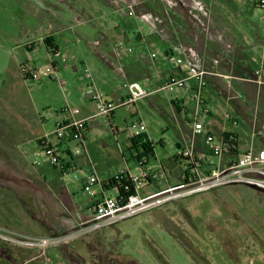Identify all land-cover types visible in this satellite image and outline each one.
Instances as JSON below:
<instances>
[{
    "label": "rangeland",
    "instance_id": "374dc122",
    "mask_svg": "<svg viewBox=\"0 0 264 264\" xmlns=\"http://www.w3.org/2000/svg\"><path fill=\"white\" fill-rule=\"evenodd\" d=\"M155 1L158 6L167 2L176 7L175 0ZM218 1L231 4L230 17L241 25L240 31L247 38L251 39L244 27L247 23L256 25L264 35V17L253 0ZM141 6L138 0H0V225L28 234H64L82 222L76 219L74 205L91 214L92 199L83 190L90 173L97 171L106 179L127 171L147 182L143 165L135 159V149L128 147L126 132L133 121L144 122L153 142L154 155L147 162L171 169L172 183L183 182L174 156L179 155V148H190L192 140L180 136L179 124L172 116L176 108L168 102L156 109L149 105L148 97L140 96L134 103L118 106L114 122L124 131L86 133L84 146L67 130L59 138L50 133L56 120L84 115L85 111L97 115L100 126L95 125L93 131L109 130L108 120L97 113L89 89L114 103L127 100L126 94L132 92L131 80L122 62L140 57L154 65L170 66L163 60L167 44L153 31L159 33L160 19ZM138 32L144 34V42L135 38ZM120 40L124 48H117ZM152 51L156 58L150 57ZM21 67L32 70L31 77L25 78ZM149 84L141 83L142 93L148 91ZM159 87L154 91L168 100L183 97L181 116L185 106L187 115H191L195 102L189 92ZM203 94L211 109V115L198 117L203 130L211 128L208 120L213 119L220 129L240 133V140L247 142L250 126L222 95L226 92L221 94L206 85ZM247 103L257 117L254 103ZM135 108L137 114L133 113ZM232 117L237 119L236 124L230 121ZM212 134L220 140V135ZM42 135L53 143L68 145L74 155L80 156L76 167L61 173L44 154L37 156L41 150L36 138ZM192 151L203 160V148ZM228 156L232 158L229 154L210 158L222 165L230 159ZM96 238L99 250L92 246ZM66 244L69 249L75 248L85 264H95L91 258L99 257V251L117 264L129 260L138 264H264V195L251 187L225 184L167 201ZM0 248L8 249L16 258V262H8L6 250L1 249L0 264H72L62 256L59 246L40 249L0 242Z\"/></svg>",
    "mask_w": 264,
    "mask_h": 264
},
{
    "label": "crops",
    "instance_id": "0c3cea01",
    "mask_svg": "<svg viewBox=\"0 0 264 264\" xmlns=\"http://www.w3.org/2000/svg\"><path fill=\"white\" fill-rule=\"evenodd\" d=\"M138 1L139 3L141 1L142 3V10L149 8V10H152L160 19L159 26H161V28L159 33L156 30L153 31H155L167 44L163 60L168 61L170 66H167L165 63L161 66L154 65L148 60L143 61L140 57L127 64L122 62L121 65L126 68L125 74H127L128 78L131 80L132 85V92H128L126 96L134 94L139 95L140 92L142 93L141 83H150L148 85L150 87L147 88L148 95L143 96L144 98L148 97L149 105L157 109L160 107L161 103L167 104L168 102L169 105L175 107L176 112L173 111L172 116L173 120L179 124L178 131L181 132L179 133L180 136L183 135L184 137H189L191 140L194 139V141L192 140V146L190 148H184L193 149L201 147L204 149L205 146L203 145L202 137L193 136L192 134V121L193 114L195 112L198 113V117L200 115H204V118H206L211 115L208 99L203 94L204 86L210 85L221 94L222 92H226V95H222L225 97L227 102L233 104L238 112L245 117L250 126L251 133L249 140L247 142H243L240 140L242 138L240 133L228 132L223 127L220 129V126L216 124L213 119L208 120L211 125V128L208 131L210 133L218 134L220 137L223 133H229V137L233 139V148L229 153L231 156H238L241 152L247 149L258 150L263 148L264 135L260 132L264 127V87H258L251 81L254 70L261 63H264V35L261 33L260 29L256 25L247 23L244 27L248 29L251 39L247 38L246 34H242L240 31L241 25L233 21L230 17L233 11L231 14L229 13L231 11V4L227 2H223L222 4L220 1L217 2V0H175L176 7L173 8L167 4V2H162V6H158V3L155 0ZM225 1L231 2V0ZM253 3L256 6V0H253ZM137 10L141 11L140 6L137 7ZM171 15L174 16L172 17ZM169 16L173 18L172 21ZM135 38L141 42L145 41L144 34L139 32L136 33ZM50 41L52 42L53 39L50 38ZM51 45H53V43ZM151 53L150 57L154 58L151 56ZM177 58L182 59L181 64L176 63ZM215 60H217L216 63L214 62ZM192 70H206L211 73L206 74L204 77L205 83L201 92L202 102L199 106L197 105L194 96L197 89L196 82L191 78H186L185 83L187 84L184 89L190 93V98H192L195 103H193V107L190 110L191 115L189 116L187 115L189 111L188 108L186 106L183 108L184 115L182 117L180 111V101L183 103V97H174L168 100L167 98L158 95L154 89H156V87L160 85L161 81L167 76L177 75L180 77H187L189 72ZM139 98L140 97L137 99L139 100ZM250 101L254 103V105L251 106L255 107V113H258L259 111V115L257 117L250 112V109L247 108V102ZM138 112L137 108L133 111L134 114H137ZM96 117L97 115L95 113L85 111L84 115L73 116L71 114V117H67L63 121L87 119L86 128L82 132L84 141L86 139V133H121L124 131V129L115 124L114 111L106 116L109 130L105 129L101 132L97 130L93 131V127L100 126V124L96 122ZM229 119L233 122V124L237 123V119L235 117ZM54 129L50 133H55ZM64 130H67L68 133H76L74 130L69 128ZM64 130L63 133H65ZM126 133H128V147L130 148V136L132 135L130 131H127ZM145 135L151 141L147 130ZM44 137L45 136L42 135L36 138V144L38 146L41 138ZM46 140L56 146L61 153L62 162L64 163L63 166L66 169L65 172L76 167V160L81 157L74 155V153L70 151L68 145L61 144V142L53 143L48 138H46ZM161 144H163V142H161ZM201 153L205 155L207 151L204 149ZM229 158L230 157L228 156V159ZM209 159L210 158H208V160ZM174 163H178L181 177L182 169H184L186 161L185 159L179 157L178 159L174 158ZM143 167L144 176L147 179V182L142 188V193L140 192L141 195L157 193L158 191L176 184L170 181V176L173 175L171 169H165L164 165L161 163L158 167H153V165L146 162ZM149 167H151L152 170H149ZM60 171L61 173H65L62 170ZM153 172L156 176L153 175ZM95 174L103 182L112 177L110 176L106 179H102L97 174V171H95ZM107 191L115 193L113 188L108 189ZM91 205L92 200L89 203L91 214L81 212L80 207L78 208L74 205L76 219H81L82 221L88 220L92 216ZM43 233L44 235L46 234L45 232ZM2 249L6 250L7 254L5 257L9 260L8 262L12 261V259L16 262V258L10 254L8 249Z\"/></svg>",
    "mask_w": 264,
    "mask_h": 264
},
{
    "label": "built area",
    "instance_id": "2783aa9c",
    "mask_svg": "<svg viewBox=\"0 0 264 264\" xmlns=\"http://www.w3.org/2000/svg\"><path fill=\"white\" fill-rule=\"evenodd\" d=\"M256 6L261 11L264 17V0H256ZM132 14V12H129ZM124 42L118 41L117 48H124ZM116 48V49H117ZM127 51H131L130 47L126 48ZM156 53L152 52L151 56L156 57ZM215 63L217 60L214 61ZM176 63L181 64L182 59L177 58ZM31 72L32 70H26ZM48 70H50L48 68ZM211 72L206 70H192L187 77H180L177 75H169L163 79L159 88L167 89L168 91H174L176 89L186 87V78H191L196 82L197 89L194 93L195 100L199 106L202 102L201 90L205 83V75ZM87 76H90L87 74ZM251 81L258 87H264V63H261L253 72ZM126 86V84H124ZM132 91V85H131ZM91 93V99L97 108V113L108 116L118 106L129 105L134 103L138 97L145 96L148 93L134 94L127 97V100L113 101L107 100L99 92L89 89ZM87 119L78 120H66L55 122V134L57 138L63 136V130L66 128L74 130L73 133L76 138L84 146L83 130L86 128ZM192 134L193 136L202 137L203 145L207 153L202 154L203 160H199L198 157L193 154V149L183 148L179 154H182V158H185L186 164L184 169H187L185 175L182 174L183 182L169 186L157 193H148L147 195H141L140 190L145 186V179L141 176H132L131 178L135 182L134 190L127 197L120 196L116 188H113L115 193L107 192L108 188L104 187L102 180L98 178L95 172L90 173L85 177L83 183V190L87 192L92 199V216L82 221L78 228L72 231H68L64 234H45L36 235L28 234L20 231H15L7 226L0 225V242L6 244H12L16 246L35 247L45 249L50 246H60L66 244L73 239L84 236L89 232H95L104 226L113 224L126 217L132 216L136 213L153 208L167 201L174 200L181 197L191 196L197 192L212 190L229 183H244L248 185H256L264 188V147L258 150L247 149L241 152L238 156H232L228 161H224L222 165L215 164L212 158L217 157L220 159L222 155L229 154L233 145L228 140L220 137L219 141H216L214 135L209 131H204L202 123L198 121V113L193 114L192 121ZM132 128V129H131ZM147 127L142 120L133 121L129 126V131L132 136H140L142 133H146ZM264 135V127L260 132ZM231 138L229 137V140ZM194 141V139H192ZM39 150L36 155L40 156L44 154L49 162L58 166L60 170L63 169L64 163L62 162L61 153L56 146L47 142L46 138H41L39 142ZM77 153L80 151L77 150ZM208 158H210L208 160ZM200 161V163L198 162ZM37 163V160H34ZM139 165H145L144 158L138 159ZM190 165V166H189ZM152 170L151 167L148 168ZM63 171V170H62ZM153 175L155 173L153 172ZM156 176V175H155ZM164 192L167 194L162 195Z\"/></svg>",
    "mask_w": 264,
    "mask_h": 264
},
{
    "label": "trees",
    "instance_id": "16d2710c",
    "mask_svg": "<svg viewBox=\"0 0 264 264\" xmlns=\"http://www.w3.org/2000/svg\"><path fill=\"white\" fill-rule=\"evenodd\" d=\"M171 16L173 17L174 15H171ZM171 16H169V17H170V19L172 21L173 18H171ZM51 47H52L51 52L52 53L56 52L55 46L51 45ZM23 68L24 67L20 68L23 76L25 78L31 77V75L28 72L24 71ZM221 137L226 139V140H228L229 142L233 143V139L232 138L229 140V133H223L221 135ZM130 140H131V147L130 148L131 149L132 148L135 149V151L137 152V154L135 155V159L137 161L140 158H144L145 161L147 162L149 157L154 155L153 145L150 142V140L147 138L145 133H142L140 136H130ZM179 149L182 150V148H179ZM179 157L182 158V154H179V155L176 154L174 156L175 159H178ZM198 162L200 163V161H198ZM187 169L183 170L185 175L187 173ZM62 170H63V172H65L66 171L65 167H63ZM103 183H104V187H106L108 189L116 188L118 194L120 196H124V197H127L128 194L133 192L134 186H135L134 180L131 178L129 172H127V171H123L121 173H118V174L112 176L111 178H109L108 180L104 181ZM226 185H230L231 187H234V188H237V186H246V187L249 188L248 184L239 183V182L229 183V184H226ZM97 239L98 238L93 240L95 244H92V246L95 249L99 250L98 247L96 246V245H98V242H99ZM86 244L88 246L89 242H87ZM67 245L68 244H66L65 246H63V245L59 246L62 256L64 258H66L67 260L71 261L72 264H85V261L75 251V248L72 247L74 250L73 249H69V248H67ZM0 249H2V248H0ZM188 252H189V250H188ZM100 253H102V255H100ZM190 253H191V251H190ZM98 256L99 257H97V258H95V256H93V258H91V260H93L95 262V264H107L106 261H113V259H110V260L107 259L108 256L105 254L104 251L103 252L99 251V255ZM116 262L117 261L114 260L112 264H114V263L117 264ZM118 264H123V263H118ZM127 264H138V263L133 261V260H129V261H127Z\"/></svg>",
    "mask_w": 264,
    "mask_h": 264
},
{
    "label": "water",
    "instance_id": "95a60500",
    "mask_svg": "<svg viewBox=\"0 0 264 264\" xmlns=\"http://www.w3.org/2000/svg\"><path fill=\"white\" fill-rule=\"evenodd\" d=\"M248 186L251 187V188H253V189H256V190L264 193V188H261V187L256 186V185H248Z\"/></svg>",
    "mask_w": 264,
    "mask_h": 264
},
{
    "label": "flooded vegetation",
    "instance_id": "af4514ba",
    "mask_svg": "<svg viewBox=\"0 0 264 264\" xmlns=\"http://www.w3.org/2000/svg\"><path fill=\"white\" fill-rule=\"evenodd\" d=\"M259 193H260V194H262V195H264V193H263V192H260V191H259Z\"/></svg>",
    "mask_w": 264,
    "mask_h": 264
}]
</instances>
